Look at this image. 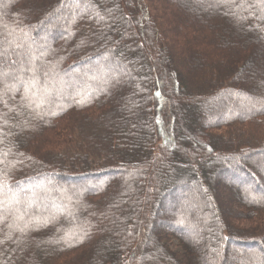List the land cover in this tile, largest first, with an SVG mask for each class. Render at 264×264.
Wrapping results in <instances>:
<instances>
[{"label":"trees","instance_id":"1","mask_svg":"<svg viewBox=\"0 0 264 264\" xmlns=\"http://www.w3.org/2000/svg\"><path fill=\"white\" fill-rule=\"evenodd\" d=\"M5 49L0 264H264V0H0Z\"/></svg>","mask_w":264,"mask_h":264},{"label":"snow or ice","instance_id":"2","mask_svg":"<svg viewBox=\"0 0 264 264\" xmlns=\"http://www.w3.org/2000/svg\"><path fill=\"white\" fill-rule=\"evenodd\" d=\"M20 63V75H17L15 72L5 71L2 68H0V77H9L11 76L13 81L15 83H12L11 85H7L13 90H18L17 84H24V91H25V99H27V93L29 92L31 87L35 86V67L25 69L24 68V60L23 58L19 59L18 61H12L13 64ZM28 63H31V61H28ZM7 64V49L0 51V65ZM24 71H31L33 73V77L29 80H25L23 77Z\"/></svg>","mask_w":264,"mask_h":264},{"label":"rangeland","instance_id":"3","mask_svg":"<svg viewBox=\"0 0 264 264\" xmlns=\"http://www.w3.org/2000/svg\"><path fill=\"white\" fill-rule=\"evenodd\" d=\"M81 178H79L77 181L76 180H70V179H66V182L67 183H79V182H85L86 181V179L85 178H82L83 176H80ZM228 178V177H227ZM181 180H184L183 178H181ZM184 184L186 183V181H184L183 182ZM184 189L185 188H183V191H184ZM177 192L175 191L174 193H172V194H167L166 196H164V197H162L161 199H160V207L157 209L158 211H160V209H168L169 208V204L170 203H168V202H170L171 200H173V201H175L176 199L175 198H177ZM209 199H210V197H208ZM211 199H212V197H211ZM177 200H180L179 199V197H178V199ZM176 200V201H177ZM213 203V202H212ZM217 205L219 206V203H217ZM214 206V205H213ZM160 214H162L161 212H160ZM156 222V221H155ZM156 227L159 225L157 222L154 224ZM153 225V226H154ZM142 234H141V236H143V232H141ZM196 240H198V237H196ZM139 242H141V239H140V241ZM199 242V246L200 247H202L201 249H203V246L200 244V241H198ZM263 245V247H264V243L262 244ZM255 245H253L252 247H254Z\"/></svg>","mask_w":264,"mask_h":264}]
</instances>
